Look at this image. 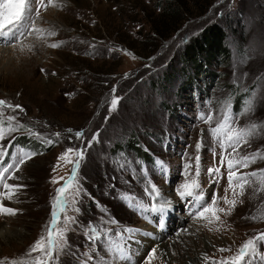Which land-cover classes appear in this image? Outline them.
<instances>
[{
	"label": "rangeland",
	"instance_id": "obj_1",
	"mask_svg": "<svg viewBox=\"0 0 264 264\" xmlns=\"http://www.w3.org/2000/svg\"><path fill=\"white\" fill-rule=\"evenodd\" d=\"M44 2L47 7L41 9L36 21L45 30L43 41L35 36L22 37L15 48L0 42V100L25 110L20 113L4 109L5 120L8 115L17 116L24 127L2 142L11 145L3 162H11V154L23 148L16 144L19 137L22 142L27 138L33 144L24 150L36 153L17 173L24 189L12 202H4L17 214L0 215V231H5L0 237V261L8 264L10 260L25 258L30 247L47 234L56 189L64 184L61 177L67 179L72 174L71 164L57 160L68 147H85V158L76 181L82 190L79 212L69 208L67 216L99 225L98 218L108 213V218L119 222L110 227L138 230L127 248L126 259L121 261L110 254L103 260L94 258L90 264H147V254L153 248L156 256L151 264H212L229 260L245 241L264 232V191H256L258 182L237 197L239 202L230 215L217 213V221L211 213L207 214L212 223L207 219L194 220L189 215L191 200L181 201L175 192L184 179L182 166L186 160H182V154L186 151L194 165L195 145L203 133L199 183L207 203H211L215 191L219 200L216 207L227 209L222 199L228 187L226 168L222 169L219 185L210 183L207 169L213 166L212 149L217 153L216 166L220 149L209 133V125L198 117L201 112L213 113L215 127L226 101L232 105L233 116L243 112L246 102L236 101L235 93L248 95L247 101H252L251 111L239 117V126L256 125V134L240 149V154L264 153V0ZM171 10L176 12L175 17L169 14ZM214 24L227 34L230 56L209 65L210 73L215 75L212 81L208 72L183 92L180 87L194 73L189 65L184 68L182 51L204 28ZM48 32L55 35L47 36ZM53 43L59 46H48ZM167 74L170 82L164 83L163 76ZM114 87L120 103L117 110L110 112ZM76 131L85 133L84 142L75 139ZM97 132L98 142L87 148V140ZM130 133L138 136L152 161H141L130 152H114L115 142L125 141ZM47 139L54 143L47 144ZM126 160L140 164L130 163L121 170L119 163ZM157 160L165 163L166 175L154 163ZM58 163L60 167L53 171ZM261 169L264 160L243 171ZM145 177L171 200L164 215L167 220L163 238L155 245L152 239V243L145 244L143 238L149 235L145 227L158 229V214H141L120 198L121 193H128L150 206L141 182ZM53 179L59 183H51ZM227 196L233 198L232 189ZM8 229L12 234L7 233ZM67 240L69 247L58 257L57 264H84V253L94 255L83 229L73 225ZM220 248L229 251L220 252ZM259 250L264 253V245Z\"/></svg>",
	"mask_w": 264,
	"mask_h": 264
},
{
	"label": "snow or ice",
	"instance_id": "obj_2",
	"mask_svg": "<svg viewBox=\"0 0 264 264\" xmlns=\"http://www.w3.org/2000/svg\"><path fill=\"white\" fill-rule=\"evenodd\" d=\"M48 3L51 4L52 0H48ZM46 7L47 5L44 0H0V42L15 48L17 42L22 37L35 36L37 40L43 41L45 39V30L38 27L36 21L41 16V9H46ZM53 35L55 33H47V36ZM48 46L57 48L59 45L53 43ZM127 55L131 56V53H127ZM132 58L135 59V57ZM112 93L113 95L110 99V107L108 109L110 112L117 110L120 103V98L115 95V87L112 89ZM251 105V100L246 101V108L243 112H237L233 116L232 105L226 101L225 111L215 127H212L214 120L213 113L209 112L205 114L201 112L199 114L198 118L209 125V133L216 146L220 149L219 166H216L215 163L217 155L215 148L212 149L213 166L207 169V175L210 183L219 185L220 180L223 178L222 169L226 168L228 187L225 189L226 194L222 199L228 207L227 209L216 207L219 200L218 194L215 191L211 195V203H207L205 200V194L199 183V177L202 171L200 153L204 147L203 133H201V140L195 145L196 156L194 165L192 158L188 156L186 151L182 154V160H186L182 166V176L184 179L175 188L176 195L181 201L191 200L193 207L189 215L194 220L207 219L208 223H212V220L208 219L207 214L209 213L217 221L220 219L217 213L230 215L231 211L239 202L237 197L243 196L246 187H251L257 182L260 187L256 188V191H264V169L251 172L243 171V169L250 168L258 160H264V153L256 151L248 155L240 154V149L244 145L249 144L250 140L256 134L255 124L250 127H240L238 123L241 115L251 111ZM4 109H11L13 112L18 110L20 113H23L25 110L20 105H12L7 101L0 100V215L15 216L17 210L6 206L4 202L5 200L9 203L12 202L24 189L25 185L20 183L21 177L17 173L21 171L22 166L28 160L32 159L36 153L18 148L15 153L11 154V162L4 164V158L9 155L6 149L11 145L5 146L2 142L18 129L24 127L18 123L17 116L8 115L5 120ZM68 131L70 133L72 132L71 129ZM55 135L57 138L60 136L59 133ZM74 136L76 140L81 142L85 141V133L83 131H76ZM98 140L99 133L97 132L93 134L91 139L87 140L86 147L91 148ZM45 142L49 145L54 143L52 139H47ZM185 147L190 146L186 145ZM84 158L85 147H68L57 158L58 162L72 165V174L67 179L61 177L64 180V184L56 189V195L51 205V219L47 234L41 235L30 247L25 258L10 260L8 264H57L58 257L69 247L67 233L73 225L77 226L78 229H83L86 242L89 243L94 253L93 256L84 253V264H90L94 258L103 260L110 254H114L121 261L126 259L127 248L134 241L138 232L137 229L127 226L123 229L110 227L111 225H118L119 222L114 217L108 218L110 216L108 213H102L98 218L99 225L96 221L91 220L81 223L75 217H69L66 214L69 208L79 212L77 204L82 190L76 181L80 164ZM130 163L140 164L139 161L126 160L124 163H119V167L123 170ZM154 163L160 167L165 175L167 174V169L163 161L157 160ZM193 166L195 167L194 175ZM58 167H60L59 163L54 166L53 171ZM140 171L143 172L144 169L141 167ZM9 181H16V183H9ZM141 182L145 184L143 193L151 201L150 206L140 198L128 193H121L120 198L126 203L127 207L134 208L141 214H158L156 225L160 230H163L165 227L163 217L169 210L171 200L162 196L160 189L150 178L145 177ZM51 183L56 184L59 181L53 179ZM229 189L233 191V198L231 200L227 196ZM70 190L72 191L70 192ZM62 215L63 220L61 221L60 217ZM261 245H264V232L245 241L238 249L237 254L229 260L212 261V264H257V261L259 264H264V253H261L259 250V246ZM79 247L82 248V246ZM97 249H99L100 254H97ZM218 251L225 252L229 251V249L220 248ZM37 253L39 255H35ZM155 256L156 250L153 248L147 254V264H151ZM204 259L207 260L208 257ZM0 264H5V262L0 261Z\"/></svg>",
	"mask_w": 264,
	"mask_h": 264
},
{
	"label": "trees",
	"instance_id": "obj_3",
	"mask_svg": "<svg viewBox=\"0 0 264 264\" xmlns=\"http://www.w3.org/2000/svg\"><path fill=\"white\" fill-rule=\"evenodd\" d=\"M169 14H171L172 17L176 16V12L174 10H171ZM161 27L165 28L163 25H161ZM229 56L230 50L227 46V34L223 28H221L218 24L204 28L202 32H200L182 51L181 62H184V68L186 69L185 65H189L194 74L190 76L188 75V81L180 87V90H184L183 92L189 91V89L195 85H192V82L197 81L208 72L210 76L209 79L212 81L215 75L210 73L211 71L209 70V65H211L212 62H222L227 60ZM169 76L170 75L168 74L163 76L162 81L164 83L170 82ZM160 85H163V83ZM235 97H237L236 101H239L242 104H244L248 99V95H241L238 93H235ZM151 136L157 138L156 135ZM19 138L15 139L18 146L23 147L24 149H30L31 145H33L29 139L25 138V141L23 140L22 142ZM113 150L114 152L121 151L124 154L130 152L135 156V158H140V160L144 162L152 161L150 155L143 151V146L140 143L138 136L134 133H130L128 135V139L125 141L122 140L120 142H115Z\"/></svg>",
	"mask_w": 264,
	"mask_h": 264
},
{
	"label": "bare ground",
	"instance_id": "obj_4",
	"mask_svg": "<svg viewBox=\"0 0 264 264\" xmlns=\"http://www.w3.org/2000/svg\"><path fill=\"white\" fill-rule=\"evenodd\" d=\"M164 218L167 220V218L165 216H164ZM149 221H151V220H149ZM144 231H145V233H148L149 234V235H145L144 236L145 238H143L145 244H148L149 245L150 243H152V241L149 240V239L154 240V242H155V243H153L154 245L156 243H159L160 244V240H161V238H163L162 236L164 235V233H162V230H160L159 228L157 229V228H155L153 226H148V227H145L144 228ZM4 233H5V231H0V237H3L4 236ZM7 233L8 234H12V231L10 229H8ZM136 247H138V246H136Z\"/></svg>",
	"mask_w": 264,
	"mask_h": 264
}]
</instances>
